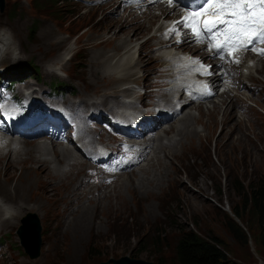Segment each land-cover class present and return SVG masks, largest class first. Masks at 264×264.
Segmentation results:
<instances>
[{
	"label": "rangeland",
	"instance_id": "rangeland-1",
	"mask_svg": "<svg viewBox=\"0 0 264 264\" xmlns=\"http://www.w3.org/2000/svg\"><path fill=\"white\" fill-rule=\"evenodd\" d=\"M64 1L62 5L60 4L62 9L58 11L56 16L55 13H52L54 7L50 6L51 2H48L42 8H37L32 0H4L5 8L2 12L0 11V32L3 31L9 35L16 45V53L23 59H30V62L24 60L15 66L22 67L24 71H27L25 75L28 73L27 76H29L31 73H36V68H33L32 65L39 64L36 66L39 74L44 75L45 80L47 77L49 79L50 77L58 78L54 75L64 77L65 72H69L71 67L73 76L80 80L83 76V67H79V62L85 60L86 81L84 85L88 88L89 93L101 95L102 92L104 94L109 90H113L111 86L116 89L118 85H121L120 82L124 81L123 79L121 81L116 78L106 79L98 75H94L93 78L90 76V71H88L94 66V63L90 61L92 57L90 54H103L105 52V40H110L113 33L120 35V32H122V29L117 27L116 21H113L115 24H113L110 34L106 32L105 16L112 17L111 12H113L114 8L108 6L105 10V8H101L104 4L100 5L99 3L96 5L94 0ZM88 5L89 7H87ZM118 12L119 15L123 13L121 9ZM155 13H159V11L156 9ZM145 19L146 17L142 16L138 19V22L141 23ZM34 22L38 26L32 32L30 28ZM156 23L154 21L152 24ZM152 26L138 35V43H141L150 33H153ZM125 29L129 30L127 26ZM128 30H125V35ZM50 33L51 35L46 41L44 38ZM157 36L154 43L159 41ZM99 41L103 43L100 46H96ZM116 42L111 40L107 45L109 48H115ZM157 47V44L153 45L154 52ZM144 49L149 52L148 49L151 50V46L147 45ZM121 50H117V53ZM123 51L120 54H124L125 51ZM64 55H66V58L63 60L64 63L61 67L65 72L54 70L50 74H45L46 69L50 68L48 66L56 65ZM204 59H207V57ZM158 61L163 63L157 59L155 65ZM146 65L147 69L155 66L152 61L147 62ZM0 66H3L1 61ZM259 66L261 67L256 68L252 72L254 77L252 75L249 76L258 79L261 85L246 91L244 88H238L240 82L236 80L234 88L231 89L233 92L228 93L232 96L238 92L242 97H248L240 102L241 98H239L238 102L234 104L235 106L231 108L230 114L232 113L233 115L230 118L231 120L229 119L230 122L235 123L236 120V123L239 124L240 121L239 128L236 124V131L232 128L230 132L231 140H234L235 143L232 144V141H230L232 145L226 146V143H223L222 140H220L219 144L216 142L223 128V125L218 122L222 119L221 112L225 108L223 105L221 112H216L209 119L203 118L202 124L193 123L194 128L201 134H206V128L211 126L212 134L207 138L203 137L202 140L196 139L194 143H187L186 149L178 152L179 158L173 160V167L177 169L179 177L174 179L172 183L164 182L160 189H155L154 191L145 186V182H138L139 186L130 187V192H125L126 190L120 192L126 201L123 205L116 206L114 202H111V208L105 207V200H102L100 202L102 204L98 205L91 197L95 196L94 198H97L105 188L101 190L92 189V192L86 194L82 199V205L85 206L86 204L83 208L88 209L90 215L84 216V212L80 211L79 214L77 213V217L73 220V216L69 222L65 218L64 213L61 212L63 199L65 198L64 187L63 190L61 187L53 188L56 185L54 181H47V187L43 184L40 187L36 184L30 187V181L25 180L22 184L16 182V177L21 172V168L16 169V175L11 171L4 174V171L1 170L0 189L6 185L8 188H13L16 184V188L23 195V199L40 201L36 207L31 205V203L29 204L32 206L31 208H24L15 225L12 224L14 226L0 230V234L7 233L8 235L9 244L11 245L10 249L13 248L11 256L14 259H19L16 263L100 264L110 258L118 259L123 256L129 259L136 258L135 260L139 259L151 264H176L173 260V256H176L173 250L174 246L184 232L193 230L203 237H221L228 243L226 264H264V250L259 245L255 244L251 239L247 245H241L226 227L228 218L243 226L242 220L231 209L233 206L240 204L242 200L241 196L236 192L238 184L242 183L247 190L249 184L255 181L259 182L262 180L264 182V101H262L264 96L261 95V92L259 93L260 88L264 90V60H259ZM71 72L69 73L72 74ZM139 72H137L136 77L139 76L141 82H145V77L143 76L146 74L143 72L140 75ZM240 72L241 69L236 70V75L233 78H237ZM3 75L8 78H14L8 73ZM152 80L156 81L155 79ZM26 81L33 82L31 79ZM41 81H38L39 84H41ZM245 81L246 79H244ZM115 82L119 84L115 86ZM33 86L39 87L40 85L33 84ZM43 87L47 88L46 84ZM80 87L81 85L77 88ZM117 88H121V86ZM42 91L45 92L44 90ZM81 92L83 93L81 98L86 99V95H84L86 91L81 90ZM79 101L81 102L82 100ZM215 101H217V98H215ZM85 102L88 103L87 101ZM213 103H208V105ZM193 106H188L186 111L192 110L197 113ZM248 107L251 108L252 112ZM241 117L245 120L244 125H241ZM213 118L217 122L211 121ZM212 122L216 123L212 124ZM242 126H246V128L250 129V132L247 133L245 131L247 133L245 134ZM203 128H205V131ZM236 132L253 141L257 139L256 145L252 147L250 144H246L245 140L241 141ZM26 137L29 138V136ZM224 137L227 136L223 134ZM27 140L34 141V139ZM46 140L45 138L39 139V141L51 143V141ZM258 145L259 149H256V152L254 148ZM68 161L66 160V165L62 167L63 169L65 168L64 170L73 168L75 174L84 172V170H81L80 164H74V160ZM25 172L26 170H24ZM33 172L34 170L30 173ZM172 173L171 171L170 174ZM126 175L128 174H124V176ZM42 176L47 177V173H43ZM119 180L117 182L121 183L122 186L124 177L123 180L122 177ZM114 185L116 184L110 183L106 187L112 188ZM25 186L30 187V189L25 190ZM41 188L44 192L41 191ZM218 188L221 189V193ZM23 190L26 193H22ZM113 190L111 194H113ZM3 192H5V188ZM2 195L0 193V197L7 199L10 196L8 192ZM72 204L71 206L75 207L76 201ZM22 217L23 219L27 217L26 219L32 222L36 218L38 222L39 218L41 223V225L39 223L41 243L37 251L38 256L35 259H31L26 253H23V248L16 234ZM18 235H22L21 231L18 232ZM7 247L8 245H1L3 256L0 264H16L15 260L10 257L8 261L9 252ZM143 248L144 250H142ZM110 264H113V262H110Z\"/></svg>",
	"mask_w": 264,
	"mask_h": 264
},
{
	"label": "bare ground",
	"instance_id": "bare-ground-1",
	"mask_svg": "<svg viewBox=\"0 0 264 264\" xmlns=\"http://www.w3.org/2000/svg\"><path fill=\"white\" fill-rule=\"evenodd\" d=\"M101 4H104L103 6H101V8H105V10L108 6H111L114 8L113 12H111L112 17L107 16V15L105 16L107 34H110L112 30V26L115 23L117 24L118 28L122 29V32H120L121 33L120 35L113 33L111 35L110 40L109 39L105 40V46H104L105 52H103V54L101 55H96L93 53L90 54L92 56L90 58V61L91 63H94V66L91 67L90 70H88L90 71L89 72L90 76L94 78V75L95 76L98 75L101 78L102 77L106 79L116 78V79H120V81L123 79L124 80L123 82H126V81H134L135 79L137 80L139 78V76L136 77L137 72L142 71L144 72V74H146L145 76H143L145 77V81H146L148 80L150 74L154 72V67H155V66H152L151 68L147 69L146 68L147 62L152 61L155 65L156 60L159 59L165 65L170 64V61L177 54L175 50L171 49L172 44L170 46H164L163 43H167V42L157 41L154 43V41L156 40L155 33L164 25V22L167 19H170L175 15L174 7H166L160 1V2H157L156 8H151V9L147 8L146 9L148 10L147 12L144 11L141 13V16H138L135 13L136 10H133V11L124 10L122 15H119L118 10H120L121 8H120V2L118 0H105V2H101L100 5ZM156 9L159 12H161V14L155 13ZM143 14H144V17H146V19L140 23L138 22V19L141 18ZM175 17L177 16H174L173 18L175 19ZM113 21H116V22L114 23ZM154 21H156L157 23L153 25L152 23ZM126 26L129 28V30L125 29ZM151 26H152L153 33L152 34L150 33L141 43H138L137 42L138 35L148 30V28ZM125 30H128L126 31V35L124 34ZM50 35L51 33L44 39H46L47 41ZM111 40L117 41L115 48L108 47L107 44ZM102 43L103 42L99 41L98 44H96V46H100ZM154 44L158 45L157 49H155V52H154V49L152 48ZM147 45L151 46V50L148 49L149 52L146 51V49H144V47ZM15 47L16 45L13 43V41L10 39L7 33H4V32L0 33V59L3 63L13 65L10 67L9 72L15 71L16 64H20L24 60L26 61L30 60V59H23L18 53H16ZM117 50H121V51L124 50L125 52L123 51L124 54H120L121 51L117 53ZM65 58H66V55H64L62 59L59 60V62L56 65L48 66L50 68L46 69V73L48 74L52 73L54 71L53 69L63 70L61 65L64 63L63 60H65ZM258 62L259 60L255 61L254 64L251 65V67L249 66L251 68V72H254L253 70L255 67L256 68L261 67L259 66ZM59 64H60V67H59ZM175 74L176 73H174V76ZM232 76H234V74H232ZM251 78H252L253 83H259L258 79H254L253 77ZM236 79L238 80V78ZM114 81H117V80H114ZM214 81L216 82V89L222 86L219 77L214 79ZM123 82L121 81L120 84H122ZM241 83H244V86H245V82L241 80L238 88H244L246 91L250 90L249 87H244L242 86ZM118 84H116L115 86H117ZM230 84L231 83H228V82L225 83L224 87L227 88V90L225 89L223 94L216 96L217 98L216 102L213 100L211 102H214V103L211 105H208V103L210 104L211 102H207L204 105L202 104L194 105L193 108L195 109V111H197V113L193 112L192 110H189L185 114L180 116L179 118L172 120V122L163 129V133L165 134L166 138H163V140L160 142L154 143V151H153L152 156H154L155 160H151L152 159L151 157L149 161L146 163L147 166L141 165V167H139L138 169H132L129 173H127L128 175L126 176L122 174L121 176L122 180L124 177V182L122 183V186H121V183H118L117 180H114L112 183L116 185H114L112 188L105 187V190L101 192L102 194L100 196H98L97 198H94L95 197L94 196V197H91V199H94V201H96L98 205H101L102 203L100 204V202L102 200H105V203H106L105 207L111 208V202H114L116 206L121 205V204L123 205L124 203H126V201L124 200V197H122L120 192L124 190H126L125 192H130L129 188L135 185L139 186V183L145 182V186H147L149 189L154 191L155 189H160L162 184H164V182H167V183L174 182V179H177L179 177L177 169L173 167V160L179 158L178 152L184 151L187 147L186 146L187 143L189 144L194 143L196 139L202 140L203 137L207 138L212 134L211 126L209 128H206V131H205V128H203L206 134L205 133L201 134L194 128L193 123L202 124L203 118L206 117L207 119H209L213 115H215L216 112H221L220 110L222 109L223 105L225 106V108H224V111L221 112L222 119L218 121L220 122V124L223 125V128L221 129L222 133H220V135L216 139V142L219 144L220 140H222L223 143H226V146H230L234 144L235 142L234 140H231L232 136L230 132L232 128L236 131L235 125L237 123H236V120H235V123L230 122L231 120L230 118L233 115L232 113L230 114L231 108L235 106L234 104L238 102L239 98H241L239 100L240 102V101L246 100V98L248 97L244 98L238 92L230 96V94L228 93L233 92V90H231V87L234 86ZM259 84L261 85V83ZM26 86H29L26 88L27 89L26 91H28V89H31L32 93L40 92L43 90L42 88H39L40 90L36 88H31L30 87L31 84H26ZM117 87L116 89H114L111 86V89L113 90H109L110 92L108 91V92H105L104 94H102L103 93L102 92L100 95L101 99L99 100H96V99L91 100L89 104L86 103L84 100H82L81 102L79 101V103H82L83 107L87 108L88 110L95 111L96 109H101L102 108L101 105H106L108 98H118L123 93L133 92V88L129 86L121 87V88H117ZM256 87H258V85H256L255 88ZM169 88L174 89L172 95H173V98H176L179 94L176 91V83L175 82L171 83ZM105 91L107 90L105 89ZM260 92H261V95L264 96L263 88H260L259 93ZM234 98H235V101H234ZM262 101H264V98L262 99ZM66 104L68 106H72V105H75L76 102L71 100L70 102L67 101ZM66 104L64 105L65 109L67 108ZM184 107L185 105L182 106V110L184 109ZM249 110L251 111V108H249ZM9 116L12 118H18V113L12 112ZM240 120H241V125H244L243 124L245 122L244 118ZM211 121H216V120L213 118V120ZM216 122H212V124H215ZM41 123H42V120H38L35 126H39ZM237 125L239 128L240 121H239V124ZM242 130H244L243 132L245 134L250 132V129L246 128V126H242ZM245 131H247V133ZM10 133H12L13 136L14 135L18 136L19 130L18 128L13 127L10 130ZM223 134L227 137L223 138ZM238 136L241 139V141L245 140L244 142L246 144H250L252 147L256 145L257 139L253 141L249 138H246L244 135L238 134ZM29 139H34V141H29V140L23 141L22 140L18 142L15 147H10V145H8V149L6 153L0 155V171L3 170L4 174L11 171L16 175V169L21 168L20 169L21 172L19 171L20 173L16 177V182H18L19 184H22L23 181L25 180L30 181L29 182L30 187H32L33 184H36L39 187L40 185L43 184L47 187L48 186L47 181L48 182L54 181L56 185L53 188L61 187L63 190V187H64V191H65L64 197L65 198L63 199V207L61 209V212L64 213L65 218H67L69 222L73 216H74L73 218L74 220L80 211H82V213L84 212V216L90 215L89 210L86 208H83L86 206V204L85 206L82 205V202H83L82 199L83 197H85L86 194L92 192L91 186H89V184L80 177L79 173L75 174L73 171V168H70L68 170H64L65 168L64 169L62 168L64 165H66V162H65L66 160H71V159L76 160L74 154L68 148L60 147L53 140H49L51 141V143L50 142L48 143L44 141L43 142L39 141L41 137L40 138L38 137L29 138ZM230 141H232V144L230 143ZM256 149H259V145L256 148H254V150L257 152ZM80 165L83 167L84 162L80 163ZM24 170H26L25 173H24ZM32 170H34V172L30 173ZM171 171L173 172L172 173L173 175L170 174ZM45 172L47 173V177L42 176V174ZM8 174H11V173H8ZM74 177L76 178L74 179ZM30 187L25 186L24 188L25 190H29ZM4 188H5V192H3ZM116 188L118 189L115 190ZM25 190H23L22 193H26ZM112 190H113V194H111ZM41 191L44 192L42 188H41ZM6 192H8V194L10 195L8 199L5 197L4 198L0 197V216H1L0 226L12 227L15 225V222H17L16 220H18L19 217L21 216V213L23 212L24 208L25 209L27 207L31 208L32 207L31 205H34V207H36L39 205L38 203L40 201L31 200V199L28 201L27 198L23 199L22 197L23 195L20 194L19 191L17 190L16 184L14 185L13 188L12 187L8 188L7 185L2 186L0 189V193L4 195V193ZM105 193H106V196H105ZM74 201H76V205L75 207H72L71 204L74 203ZM27 217H25L24 219L26 224L22 226V229L24 230V235L27 237V238L25 237V242H28L29 240H33L36 235L35 233L36 225L31 220L28 221L26 219ZM37 224L39 226V223ZM39 234H40V227H39ZM35 245L37 247V250L35 247L33 252L32 251L29 252V255L32 256V258H36L38 256V254L35 257L31 255V254H34L36 251H38L40 243L37 244L35 242ZM31 248L32 247H30V249ZM13 259L14 258L12 257V260ZM14 260H15V263L19 261V259L18 260L14 259Z\"/></svg>",
	"mask_w": 264,
	"mask_h": 264
},
{
	"label": "trees",
	"instance_id": "trees-1",
	"mask_svg": "<svg viewBox=\"0 0 264 264\" xmlns=\"http://www.w3.org/2000/svg\"><path fill=\"white\" fill-rule=\"evenodd\" d=\"M32 2L37 8H42L48 2H51L50 6L54 7L52 13L57 16L58 11L62 9L60 6L65 1L32 0ZM35 26V24L31 26L30 30L32 32L36 29ZM218 191L221 193L220 188H218ZM236 192L241 196L242 200L240 204L233 206L231 209L242 220L243 226L228 218L226 227L241 245H247L251 239L264 250V182L262 180L259 182L255 181L249 184L247 190L242 183H239ZM161 241L163 240L161 239ZM227 244L221 237H203L197 232L190 230L184 232L176 242L173 249L176 256H173V260L176 264H226ZM30 247H32L31 251L33 252L36 247L35 242Z\"/></svg>",
	"mask_w": 264,
	"mask_h": 264
},
{
	"label": "snow or ice",
	"instance_id": "snow-or-ice-1",
	"mask_svg": "<svg viewBox=\"0 0 264 264\" xmlns=\"http://www.w3.org/2000/svg\"><path fill=\"white\" fill-rule=\"evenodd\" d=\"M179 23L191 29L198 43L206 38L217 53L252 51L264 57V49L258 48L264 45V0H202ZM218 36H223V43L213 44ZM234 62L239 63V57Z\"/></svg>",
	"mask_w": 264,
	"mask_h": 264
},
{
	"label": "water",
	"instance_id": "water-1",
	"mask_svg": "<svg viewBox=\"0 0 264 264\" xmlns=\"http://www.w3.org/2000/svg\"><path fill=\"white\" fill-rule=\"evenodd\" d=\"M4 6H5V3H4V0H0V10H3L4 9ZM37 219V218H36ZM36 219H34V223H35V233H36V235H35V240H36V243L37 244H39L40 243V234H39V226H38V224L37 223H39V220H38V222L36 221ZM28 220V219H27ZM26 224V222L24 221V224H23V226ZM22 228H20L19 230H18V232H20L21 231V233H22V235L20 236L21 238H22V243H23V245L25 244L26 245V247L28 246L27 245V242H25V235H23V232H22ZM27 251L28 252H31V249H30V246L29 247H27ZM37 251L34 253V254H32L33 255V257H35V256H37ZM110 262H113V264H151V263H147V262H143V261H141V260H135V259H129V258H125V257H121V258H118V259H112V258H110V259H108L107 261H105V262H101L100 264H110Z\"/></svg>",
	"mask_w": 264,
	"mask_h": 264
}]
</instances>
